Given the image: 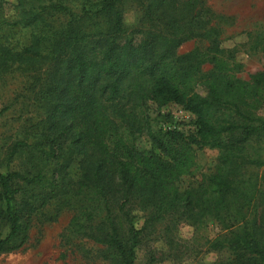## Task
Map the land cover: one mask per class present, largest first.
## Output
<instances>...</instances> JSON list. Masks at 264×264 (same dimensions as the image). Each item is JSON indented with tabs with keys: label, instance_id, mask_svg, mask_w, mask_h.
<instances>
[{
	"label": "trees",
	"instance_id": "1",
	"mask_svg": "<svg viewBox=\"0 0 264 264\" xmlns=\"http://www.w3.org/2000/svg\"><path fill=\"white\" fill-rule=\"evenodd\" d=\"M125 1L16 0L15 18L2 22L0 71L28 65L46 117L0 145V229L9 228L5 238L0 233V255L22 249L53 206L51 220L73 211L70 233L100 245L112 264H135L139 234L158 224L168 226L164 253L172 256L176 225L211 209L231 229L214 244L232 254L218 264H264V69L249 80L230 76L233 52L221 48L220 27L203 0H135L131 25ZM39 23L46 32L8 42ZM192 40L208 47L179 55ZM149 102L181 106L196 117V130L152 129ZM122 110L125 122L117 119ZM144 137L162 157L130 147ZM198 149L216 150L220 164L181 189ZM73 151L77 178L69 168ZM135 210L144 214L138 231Z\"/></svg>",
	"mask_w": 264,
	"mask_h": 264
},
{
	"label": "rangeland",
	"instance_id": "2",
	"mask_svg": "<svg viewBox=\"0 0 264 264\" xmlns=\"http://www.w3.org/2000/svg\"><path fill=\"white\" fill-rule=\"evenodd\" d=\"M213 13L214 20L220 27L221 48L232 51L234 58L228 66L231 77L249 80L250 76L264 69V0H203ZM16 0H6L4 12L0 14V28L4 20L15 18L14 6ZM126 21L131 25L137 18L139 10L135 0L123 3ZM139 13V11H138ZM212 15V14H211ZM64 22L67 17L62 16ZM63 23L57 22V24ZM56 24V23H55ZM47 30L39 23L33 28L17 30L8 42L15 44L30 38L31 32L39 35ZM2 34H0L1 37ZM49 45L44 44L43 56L49 52ZM208 43L202 40H192L183 44L178 50L179 55L195 51H205ZM45 60V59H43ZM41 61V68L46 69L48 62ZM34 79L28 65H11L0 71V145L11 143V136L16 137L19 129H30L32 125L41 122L45 117V108L35 101ZM204 93L203 90H201ZM151 119L152 129L167 132L179 130L192 133L196 130V117L185 111L181 106L170 103L159 106L149 102L146 107ZM264 117V105L259 111ZM129 113L119 112L118 121L128 120ZM135 151L152 149L161 156V152L152 146L149 139L142 138L138 144L129 143ZM73 163L69 167L77 178L78 166L76 151L72 153ZM162 157V156H161ZM76 161V162H75ZM220 164V155L216 150L198 149L197 166L192 175L183 177L178 183L181 189L195 187L202 177L214 174ZM1 172H6L4 166ZM53 206L44 210L40 222L35 221L30 231L28 243L20 250L1 254L0 264H112L102 257L103 248L88 239L75 237L69 230L73 211L64 209L55 220H51L55 212ZM135 228L140 230L144 223V214L135 210ZM166 224H158L151 234L140 233L141 243L136 248L135 264H218L232 257L227 248L219 249L214 244L224 241L231 229H225L213 216L211 209L204 210L199 218L191 222L183 219L176 225L171 237L177 247L172 256H168L166 240ZM5 238L9 233L8 226L0 229ZM164 253V254H163Z\"/></svg>",
	"mask_w": 264,
	"mask_h": 264
}]
</instances>
